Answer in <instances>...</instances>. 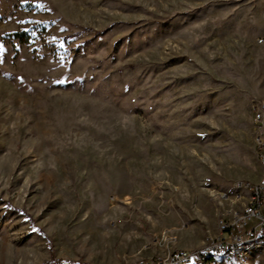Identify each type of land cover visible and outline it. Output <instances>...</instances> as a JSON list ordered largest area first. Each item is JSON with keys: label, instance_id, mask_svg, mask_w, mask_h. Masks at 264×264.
<instances>
[{"label": "rangeland", "instance_id": "obj_1", "mask_svg": "<svg viewBox=\"0 0 264 264\" xmlns=\"http://www.w3.org/2000/svg\"><path fill=\"white\" fill-rule=\"evenodd\" d=\"M255 99L264 0H0V264L202 249L262 175Z\"/></svg>", "mask_w": 264, "mask_h": 264}, {"label": "built area", "instance_id": "obj_2", "mask_svg": "<svg viewBox=\"0 0 264 264\" xmlns=\"http://www.w3.org/2000/svg\"><path fill=\"white\" fill-rule=\"evenodd\" d=\"M251 109L256 127L254 147L256 159L261 162L262 175L255 183L237 182L234 185H243L246 187V192H252L253 209H237L234 222H225L224 214L220 220L223 222L221 237L211 239L201 252L175 251L166 259L155 260L147 264H204L203 253L218 252L233 257L230 253L232 245L255 240V237H262V242H264V120H259V113H264V99L253 100ZM235 197L237 198V194ZM219 198L222 199V197ZM114 201V198H111V202Z\"/></svg>", "mask_w": 264, "mask_h": 264}, {"label": "bare ground", "instance_id": "obj_3", "mask_svg": "<svg viewBox=\"0 0 264 264\" xmlns=\"http://www.w3.org/2000/svg\"><path fill=\"white\" fill-rule=\"evenodd\" d=\"M251 107H252V104H251ZM259 120H264V113H259ZM259 163L261 166L260 161ZM234 191L237 194V198L234 196L231 199L235 200L236 202L240 204V206L237 209H245V208L253 209L252 192H246V187L243 185H234ZM212 193L214 194L211 197H214L217 195L218 197L228 198V195H225L222 193H218V192H212ZM237 209L230 212V217L225 222H234V219H236ZM221 230H223V224L219 226L218 235L215 239H218L221 237ZM201 250H204V247L195 252H201ZM253 251L264 253V242H262V237H255V240H249L247 242H239L238 245L230 246V253L233 254V257L227 256V254H222L218 252L203 253V262H205L204 264H215V261L219 258L242 259V258L249 256ZM180 252H187V251H180Z\"/></svg>", "mask_w": 264, "mask_h": 264}, {"label": "trees", "instance_id": "obj_4", "mask_svg": "<svg viewBox=\"0 0 264 264\" xmlns=\"http://www.w3.org/2000/svg\"><path fill=\"white\" fill-rule=\"evenodd\" d=\"M8 37L11 39H14V40H18L19 42H27V40H28V37L25 33H14Z\"/></svg>", "mask_w": 264, "mask_h": 264}]
</instances>
